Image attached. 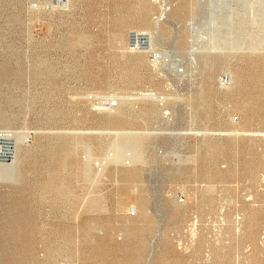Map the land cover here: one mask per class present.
Wrapping results in <instances>:
<instances>
[{"label":"rangeland","instance_id":"rangeland-1","mask_svg":"<svg viewBox=\"0 0 264 264\" xmlns=\"http://www.w3.org/2000/svg\"><path fill=\"white\" fill-rule=\"evenodd\" d=\"M0 264H264V0H0Z\"/></svg>","mask_w":264,"mask_h":264},{"label":"bare ground","instance_id":"bare-ground-1","mask_svg":"<svg viewBox=\"0 0 264 264\" xmlns=\"http://www.w3.org/2000/svg\"><path fill=\"white\" fill-rule=\"evenodd\" d=\"M145 95H146V94H145ZM149 95L151 96V95H153V94H150V93H149ZM149 95H148V96H149ZM154 96H155V94H154ZM157 96H158V95H157ZM145 97H146V96H145ZM155 97H156V96H155ZM160 97H161V96H160ZM149 98H150V97H149ZM152 98H154V97H152ZM128 99H129V98H128ZM155 99H156V98H155ZM162 99H163V98H162ZM158 100H161V99H158ZM110 101H111V100H110ZM105 104L107 105L108 108H112V105H116V102H112V103H111V102L108 101V102H106ZM120 105H121V104H120Z\"/></svg>","mask_w":264,"mask_h":264}]
</instances>
